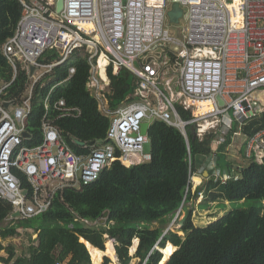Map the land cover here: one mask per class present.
I'll use <instances>...</instances> for the list:
<instances>
[{
  "label": "built area",
  "instance_id": "1",
  "mask_svg": "<svg viewBox=\"0 0 264 264\" xmlns=\"http://www.w3.org/2000/svg\"><path fill=\"white\" fill-rule=\"evenodd\" d=\"M20 1L15 34L3 49L14 77L0 88V196L21 218L45 213L65 189L94 182L115 161L129 167L151 160L152 153L145 152L151 140L148 132L143 133V123L161 120L181 130L190 163L189 185L174 223L185 209L188 193L203 200L207 192L192 191L196 172L190 135L200 141L210 135V151L201 153L209 156L230 133L241 135L251 121L264 120V0H64L62 10L59 0L55 5L46 0ZM176 2L186 19L177 33L166 26ZM51 50L60 55L47 61ZM78 51L89 54L88 90L111 119L106 138L88 145V153L77 152L55 119L79 117L82 111L65 98L51 103L49 94L43 140L27 145L24 132L35 84ZM19 65L34 82L27 84L19 102L2 99ZM110 67L114 74L127 68L138 79L134 92L116 106L107 95ZM74 73L71 68L70 78ZM177 105L191 115L184 118ZM205 121L210 124L203 129ZM244 135L245 157L263 163L264 126L252 136ZM208 166L214 183L239 178L233 168L221 171Z\"/></svg>",
  "mask_w": 264,
  "mask_h": 264
},
{
  "label": "trees",
  "instance_id": "2",
  "mask_svg": "<svg viewBox=\"0 0 264 264\" xmlns=\"http://www.w3.org/2000/svg\"><path fill=\"white\" fill-rule=\"evenodd\" d=\"M21 14L20 0H0V78L3 84L11 82L14 77V69L3 51L4 44L15 34ZM59 55L57 50H51L46 54V60ZM71 68H75V73L70 78ZM90 68L89 54L78 51L47 74L44 77L50 78L47 82H43V78L35 84L27 119V145L35 146L43 140L42 120L46 113L45 99L49 94L51 103L65 98L68 105L77 106L82 111L79 117L55 119L61 133L77 152H89L90 149L76 144L72 138L89 143L106 138L111 119L101 112L99 101L88 90ZM108 75L111 92L107 95L110 103L116 106L134 92L138 79L127 68L114 74L113 67H110ZM28 80L26 71L19 65L18 75L5 89L2 99L19 102L27 90ZM177 108L184 118L191 115L180 105ZM56 116L54 111L52 117ZM263 126L264 120H253L244 128V133L252 136ZM148 133L151 160L129 167L115 161L94 182L81 188L65 189L45 213L0 226L3 240L15 236L22 225L40 233V244L29 256L25 252L17 256L14 246L5 247L0 241V260L5 264H56L57 261H66V264H110L111 257L117 259L118 264H130L131 247L132 254L138 248L139 264H160L163 253L157 248L159 246L172 251L166 264H264V162L251 160L247 166L239 168L240 178L225 184H210L208 188H218L212 195L213 200L218 196L230 202L252 199L260 202L259 205L250 209L233 208L205 226L194 224L191 209L177 231L164 234L167 218L175 216L181 208L189 185L188 149L181 130L164 121L151 123ZM232 133L218 145L217 150L225 149ZM209 137L207 135L200 141L195 135H190L193 158L210 151ZM194 165L195 162L193 168ZM191 196L188 193V198ZM205 206L204 203L201 205L202 208ZM106 211L108 215L103 222L101 219ZM12 212V204L0 196V224ZM185 216L186 213L182 219ZM85 219L99 223L87 224ZM154 223L160 226L153 227ZM70 224L82 236V242H76L81 238L76 234L74 239H69L71 235L67 232L71 230L63 233ZM112 238L115 239V249ZM59 239L76 244L72 250L61 246L59 254L52 255ZM107 240H112L108 250ZM4 249L7 257L1 255Z\"/></svg>",
  "mask_w": 264,
  "mask_h": 264
},
{
  "label": "rangeland",
  "instance_id": "3",
  "mask_svg": "<svg viewBox=\"0 0 264 264\" xmlns=\"http://www.w3.org/2000/svg\"><path fill=\"white\" fill-rule=\"evenodd\" d=\"M185 24H186L185 18H181L179 23L172 22L169 17H167V20H166V26L170 30L174 31L175 33H177L180 30V28L183 27ZM44 77H46V76H44ZM49 79H50L49 77H48V79L44 78L43 82H47V80H49ZM33 82H34V77H30L28 85L32 84ZM1 84H3V81L0 78V85ZM108 88H110V87H108ZM184 100H185V98H184ZM232 114H233V111L229 112L230 116H232ZM233 126L235 127V122H233ZM229 135L226 137V140L230 137ZM220 136H221V134H219L218 138H220ZM231 136L232 137H231L230 143L225 146L224 150H217V147L219 144H216L214 146L215 147V149H214L215 153L213 152L211 155L208 156L210 158L209 161L211 160L209 162V164L210 165H216L215 168L217 170L220 169V167H219L218 163L216 162V160H213V159H217L219 157V155L216 154V152L223 153V156L225 158V162H227L229 164L230 168H233L236 171H238L239 168H242L239 166L245 167L251 162V160L247 159L245 157V155L243 154V152H245L244 151L245 141L247 138L244 135V133L241 135H235L232 133ZM222 143H224V142H222ZM151 150H152L151 144H146L145 145V152L149 153V152H151ZM198 157H199L198 155H195V157H194L195 163H197ZM222 166H223L222 167L223 171L228 170L227 169L228 166H225V165H222ZM222 169H221V171H222ZM238 174H239V178H240V173L238 172ZM209 177L211 178L212 176L209 175L208 178ZM209 181H210L209 184L211 183L212 185H214L213 180H209ZM217 189H218L217 186H214V187L212 186L209 190L206 189L207 192H206L205 198L203 200H201L199 198L198 199L195 198V197H197V195H195V197H191V198L187 199L185 201V206H184L185 209H184V211H181L176 222L173 223V220L175 219L176 216H170L167 218L168 222L165 225L166 226L165 229H163L164 233H168V231H171V230L177 231L178 228L180 227V225H182V223L186 220V218L189 214V210H191V209H193L192 216H193L194 224L197 226H205V225L209 224L211 221L218 219L220 216L224 215L227 211H229L233 208L250 209V208L260 204V202L252 200V199H249V200H246L243 202H230L228 204V202H226L227 200H224V199L220 198L219 196L213 200L212 195H213V193H215L217 191ZM196 191H198V190H196ZM193 195H194V193H192V196ZM203 203L206 204V206L202 208L201 205ZM185 213H186V216H185V218L182 219V215L183 214L185 215ZM104 219L105 218L103 217L101 219V221L104 222ZM13 221L14 220L8 221L6 219L3 223L0 224V226H6V225L14 224L16 220L14 221V223H13ZM92 222L93 221L89 220L86 223L92 224ZM152 226L156 227V226H160V224L154 223ZM20 227H22V228L18 229L19 231H17L16 235L11 237L9 240H7V244L9 243L10 245L14 246L15 250L18 249L17 255L20 256L21 251L24 250L26 255L29 256L30 253L35 248H37L40 244V240H39L40 233L39 232L36 233V231L34 229L29 228V227L24 226V225H22ZM179 234L184 235V233H182V232H179ZM112 239H113L114 246H115V239L114 238H112ZM109 241L112 242V240H107V250L109 249ZM61 245L62 244L59 242L55 244V247L58 251H60ZM137 250H138V248H137ZM137 250L135 251L134 254H132L131 253V247H130V254L132 256V261H131L132 264H139L140 263L141 258H139L137 256ZM58 251L53 249L52 255H56L58 253ZM2 253H3L2 255H5V256L7 255L6 252H2ZM106 254H107V256L109 255L108 253L103 252V255L106 256ZM109 258L111 259V262H112L113 259L111 257H109ZM116 260H115V262H116ZM0 264H3V263L1 262Z\"/></svg>",
  "mask_w": 264,
  "mask_h": 264
},
{
  "label": "crops",
  "instance_id": "4",
  "mask_svg": "<svg viewBox=\"0 0 264 264\" xmlns=\"http://www.w3.org/2000/svg\"><path fill=\"white\" fill-rule=\"evenodd\" d=\"M100 108V107H99ZM101 110V109H100ZM73 139V141L76 143V144H78L77 143V140L78 139H75V138H72ZM81 141V140H80ZM84 142V141H83ZM92 142H94L95 143V141H92ZM92 142H85V147H88L89 149H90V147L88 146V145H90ZM93 143V144H94ZM79 145V144H78ZM72 146V145H71ZM80 146H82V145H80ZM73 147V146H72ZM90 151V150H89ZM79 153H88V152H79ZM217 154H219V152H217ZM199 157L197 158V163H195V167H194V169H195V172H196V174H195V176H194V178H193V184H192V191L193 190H202V189H208L209 187H210V184H209V178H208V176L211 174V170H210V167L208 166L209 165V162L211 161H209V157H208V155H198ZM213 160H216V162L218 163V165H219V167H220V170L222 169V165H225V166H228L227 167V169L229 170V169H232V168H230V166H229V164L227 163V162H225V158H224V160H223V158L221 159V161L219 162L218 161V158L217 159H213ZM211 166V165H210ZM239 167H243V166H239ZM228 170H225V171H228ZM222 171H223V169H222ZM195 178H198L199 180L197 181V182H195ZM195 182V183H194ZM196 183H198L197 185H195L194 186V184H196ZM7 201V200H6ZM54 201H55V199H54ZM54 201H53V203H54ZM9 202V201H8ZM226 202H228V204L230 203V201H226ZM10 203V202H9ZM14 212H16V211H14V208H13V212L10 214V216L7 218V220L8 221H12V220H17V219H24V218H21L20 217V215L18 216V217H13V213ZM14 221H13V223H14ZM19 228H22V227H18V229ZM29 228H32V227H29ZM17 229V231H19ZM33 229V228H32ZM67 230H71V231H69V232H67V234L68 235H71L70 236V238L69 239H74L75 238V234L77 235V236H79V237H81L80 239H77V241L76 242H82L81 241V239H82V236H80L78 233H76L75 232V230H74V227H73V225L72 224H70L69 226H66L65 228H64V231H63V233L65 232V231H67ZM37 233V232H36ZM7 240H9V239H7ZM7 240H3L2 239V237H1V235H0V241H2L3 242V244H4V246L5 247H8V246H10V244L8 243L7 244ZM40 240V239H39ZM86 240V239H85ZM10 242V241H9ZM59 242L62 244L61 246H65V247H67L68 249H70V250H72L73 249V247L75 246V244H76V242L74 243V244H69V243H65V242H63L61 239H59ZM112 244H113V248H114V243L112 242ZM88 248V247H87ZM115 249V248H114ZM56 251H58L57 249H55ZM89 250V249H88ZM17 251H18V249H16V253H17ZM20 251V250H19ZM2 252H6L7 253V251L4 249ZM1 252V255L3 254ZM24 252V250L23 251H21V254ZM59 252L60 251H58V253L56 254V255H58L59 254ZM4 257H7V255L5 256V255H3ZM17 256H19V255H17ZM107 256V255H106ZM104 258H105V256H104ZM3 264H5L2 260H0ZM93 261V260H92ZM104 261V260H103ZM0 262V263H1ZM116 262H117V260H116ZM64 263L66 264V261H64ZM118 263V262H117Z\"/></svg>",
  "mask_w": 264,
  "mask_h": 264
},
{
  "label": "water",
  "instance_id": "5",
  "mask_svg": "<svg viewBox=\"0 0 264 264\" xmlns=\"http://www.w3.org/2000/svg\"><path fill=\"white\" fill-rule=\"evenodd\" d=\"M63 6H64V0H59L58 1V10H62V8H63ZM168 15H169V18H170V20L172 21V22H174V23H178L179 21H180V18H182L183 17V15H184V11H183V8L180 6V4L179 3H174L173 4V8L168 12ZM34 70V67L32 66V71ZM178 90H180V88L178 87ZM8 105V104H7ZM149 126H150V122L149 121H146V122H144L143 123V133H147L148 132V130H149ZM24 136L25 137H28L29 136V132H24ZM77 143L79 144V145H82V146H84L85 145V142H83V141H80V140H77ZM94 142H92L91 144H93ZM219 155V157H218V161L220 162L221 161V159L223 158V160H224V156H223V153H219L218 154ZM20 214L18 213V212H14L13 213V217H18ZM107 215H108V211H106L105 213H104V218H106L107 217ZM164 234H166V233H164ZM132 264V263H131Z\"/></svg>",
  "mask_w": 264,
  "mask_h": 264
},
{
  "label": "bare ground",
  "instance_id": "6",
  "mask_svg": "<svg viewBox=\"0 0 264 264\" xmlns=\"http://www.w3.org/2000/svg\"><path fill=\"white\" fill-rule=\"evenodd\" d=\"M50 5H55V0H46ZM104 73V72H103ZM105 75V73H104ZM210 124V121H205L201 124V127L204 129V128H207L208 125ZM199 179L198 178H195V182H197ZM194 182V183H195ZM162 253H163V258L160 262V264H166L170 258V253H171V249H165V248H159ZM107 255V254H106ZM111 264H118L117 262H115V260H113L111 262Z\"/></svg>",
  "mask_w": 264,
  "mask_h": 264
}]
</instances>
